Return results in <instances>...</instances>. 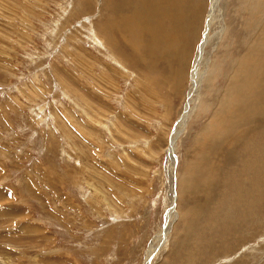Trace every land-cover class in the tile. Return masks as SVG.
<instances>
[{
	"label": "rangeland",
	"instance_id": "1",
	"mask_svg": "<svg viewBox=\"0 0 264 264\" xmlns=\"http://www.w3.org/2000/svg\"><path fill=\"white\" fill-rule=\"evenodd\" d=\"M219 8L174 185L210 0H0V264H264V0Z\"/></svg>",
	"mask_w": 264,
	"mask_h": 264
},
{
	"label": "bare ground",
	"instance_id": "2",
	"mask_svg": "<svg viewBox=\"0 0 264 264\" xmlns=\"http://www.w3.org/2000/svg\"><path fill=\"white\" fill-rule=\"evenodd\" d=\"M173 1H175L176 3H179L180 0H173ZM121 3H122V0H121ZM219 3H220V0H210V10L207 11L206 16H205V18L203 20V22H204V27H203L204 28V38L203 39L201 38L202 42L198 46L197 56H196V58H195V60L193 62V67H192V71H191L192 75L190 76V81H191V88L190 89L192 91L189 90V92H188V95L186 97V101L184 103L185 105L183 107L182 113H181L177 123H175L176 126L174 125L175 129H173V131H172L174 134L171 136V138L169 140L168 156H169V164H170V173H171L172 179L174 178L173 179L174 180V185H175V175H173V169H174V167L177 164V158L175 156V149H174V141L175 140L173 139V136L176 135L175 133L177 132V127L178 126L182 127L183 125H185V123L187 121V115H188V113L190 111L191 99L193 97V94L195 92L196 93L198 92V90H199V88L201 86V81H202L203 75H204V70L203 69L207 68V65L209 63L208 58L205 57V48L207 47V45L209 44V41L211 40V34L212 33H209V32L212 29V25L214 24V21H216V20L220 21V14L216 13L217 11L222 13L221 9L219 8ZM116 9L120 10L121 9V5L116 7ZM138 11H139V8H138V6L136 4V7L135 8L133 7V12H138ZM136 23H138V22H136ZM217 24H218V31L217 32H213L212 31L214 36H216L217 34L220 35L223 32V29H224L223 23L217 22ZM214 39H213V41H214ZM215 40L219 41L220 38L217 37ZM135 44L137 45L135 47H139V43L138 42H135ZM167 212H168V215H169L171 213V210L168 209ZM168 227L169 226H168V223H167V229H166V232H165V237H166V234H167V231H168ZM161 239H162V236L160 234L159 235V242H161ZM151 248L154 249L155 247L152 246ZM150 251H152V250H150ZM150 251H149V254H150ZM152 255H153V253L151 252V254L148 255V257L151 258Z\"/></svg>",
	"mask_w": 264,
	"mask_h": 264
},
{
	"label": "crops",
	"instance_id": "3",
	"mask_svg": "<svg viewBox=\"0 0 264 264\" xmlns=\"http://www.w3.org/2000/svg\"><path fill=\"white\" fill-rule=\"evenodd\" d=\"M139 69V68H138ZM140 70H145V69H140ZM147 71V70H146ZM172 74V71L170 72Z\"/></svg>",
	"mask_w": 264,
	"mask_h": 264
}]
</instances>
